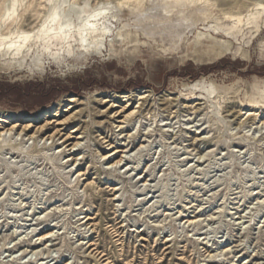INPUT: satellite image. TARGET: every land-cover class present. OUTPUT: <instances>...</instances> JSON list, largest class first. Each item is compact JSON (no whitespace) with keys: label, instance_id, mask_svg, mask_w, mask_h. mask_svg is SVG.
Wrapping results in <instances>:
<instances>
[{"label":"rangeland","instance_id":"1","mask_svg":"<svg viewBox=\"0 0 264 264\" xmlns=\"http://www.w3.org/2000/svg\"><path fill=\"white\" fill-rule=\"evenodd\" d=\"M0 85V264H264V0H0Z\"/></svg>","mask_w":264,"mask_h":264},{"label":"bare ground","instance_id":"2","mask_svg":"<svg viewBox=\"0 0 264 264\" xmlns=\"http://www.w3.org/2000/svg\"><path fill=\"white\" fill-rule=\"evenodd\" d=\"M107 7L104 5V6H100L99 7V9H97L96 11V13L94 14V15H92V16H98L102 11H104L105 9H106ZM54 18V16H52L51 17V20ZM50 19V18H49ZM50 20V21H51ZM49 21V22H50ZM91 22L92 21H94V20H90ZM47 26V25H46ZM46 26H42V27H40L38 30H36V31H33V32H30L29 34H27V36H29L30 38L32 37V36H34V37H39L44 31H45V29H44V27H46ZM90 25L89 24H87V22H85L84 23V25H82V30L83 31H85V30H90ZM8 48V47H7ZM145 96H142L141 98H144ZM110 107L112 108V104L110 105ZM114 116H118L119 114H117V112H115L114 114H113ZM75 131H77V130H72V132H75ZM7 133V131H3L1 134H0V140H1V137L2 136H5V134ZM69 137V136H68ZM68 137L66 138V139H68ZM78 144H79V142H75L73 145H72V147L69 149L70 151L73 149L74 150V148L76 147V146H78ZM75 151V150H74ZM74 151H72V152H74ZM71 152V153H72ZM114 152V151H113ZM113 152H111V153H108L107 155H103L105 158H108L109 157V155H112L113 154ZM103 157V158H104ZM121 161H122V157L120 158V159H118V160H116V161H114L111 165H110V167H115L116 165H118L119 163H121ZM109 167V168H110ZM139 176H142V175H139ZM186 222H188V220H186ZM189 224L190 223H192V221H189L188 222ZM51 232L52 231H49V232H46V233H44V234H41V236H40V239L42 240V239H44V237L45 238H50L51 236H52V234H51Z\"/></svg>","mask_w":264,"mask_h":264},{"label":"clouds","instance_id":"3","mask_svg":"<svg viewBox=\"0 0 264 264\" xmlns=\"http://www.w3.org/2000/svg\"><path fill=\"white\" fill-rule=\"evenodd\" d=\"M8 7H9L8 5H5V8H8ZM15 8H16L15 4L11 5L12 11H9V13H8L9 16H12V15L15 14L14 13ZM5 39L6 40H14L15 41L14 43H10V44L7 45V47L9 49H11V48H16V47H21L22 48L24 46V44L28 42L30 37L27 36V35H20L19 37L9 36V37H6Z\"/></svg>","mask_w":264,"mask_h":264},{"label":"trees","instance_id":"4","mask_svg":"<svg viewBox=\"0 0 264 264\" xmlns=\"http://www.w3.org/2000/svg\"><path fill=\"white\" fill-rule=\"evenodd\" d=\"M0 89H2L1 85H0ZM31 86H29V84L27 86H24L22 88H19L18 90H16V93L14 92L13 94H16L17 97L19 96H23V95H27L31 92ZM64 91L67 90L66 88L63 89ZM43 93V90L41 91V94ZM12 94V93H11Z\"/></svg>","mask_w":264,"mask_h":264}]
</instances>
